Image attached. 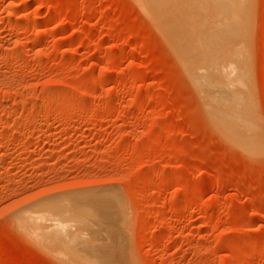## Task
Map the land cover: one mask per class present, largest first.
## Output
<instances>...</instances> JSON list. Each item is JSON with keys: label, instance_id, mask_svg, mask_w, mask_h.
Returning <instances> with one entry per match:
<instances>
[{"label": "rangeland", "instance_id": "obj_1", "mask_svg": "<svg viewBox=\"0 0 264 264\" xmlns=\"http://www.w3.org/2000/svg\"><path fill=\"white\" fill-rule=\"evenodd\" d=\"M251 1L244 73L229 76L252 101L249 153L135 0H0V264H86L60 240L76 228L111 264H264V0Z\"/></svg>", "mask_w": 264, "mask_h": 264}, {"label": "bare ground", "instance_id": "obj_2", "mask_svg": "<svg viewBox=\"0 0 264 264\" xmlns=\"http://www.w3.org/2000/svg\"><path fill=\"white\" fill-rule=\"evenodd\" d=\"M135 1L142 6L146 14L152 19V21H154V23H156V26L157 27L160 26L159 30L160 31L163 30V32L165 30V34L167 33V37L169 38L168 43L170 44L169 40H171L170 45L173 47L171 48L173 50L175 49L174 52L176 51L175 52L177 53L176 55H179L178 57L181 58L180 61L182 62L183 67H185L186 71L193 78L191 80L192 81L195 80L193 81L194 84L195 82L197 83L195 85H197V87H199L198 89L201 90L202 94L200 95L201 97L202 96L204 97V103H206V109L209 113L208 115L211 117L210 118L212 119L211 121L217 125L222 135H224V137H226L227 140H229V142L233 143L238 148H241V150L244 149L246 150V152L249 151L250 153L251 151L257 149L260 146L261 138L258 127L253 118L254 113L252 115L251 114L252 112H249L250 105L248 104H251L252 106V101L249 99L250 98L249 96H247L248 97L247 101L248 102L250 101L251 103L250 102L248 103L246 100H244L246 98L242 99L240 95H238V91L236 90L241 89L240 85L242 83L241 84L239 83L240 87L238 89H236L237 86L235 87V91L230 90L233 88V87L230 88V78L232 77L230 74L231 72L233 73L236 72L232 70L239 68L237 67L239 65H237L236 68L235 65L236 63L240 64L241 61H238V58L240 57L242 50L247 44L245 41V36L247 33L248 22L251 15L250 4L252 1L251 0H135ZM245 53H244V58L246 57ZM241 69L242 67L238 70H240L239 71L241 73L240 75H243L244 72H242ZM239 72L237 73L239 74ZM235 79L236 78H234V80ZM240 81L245 83V81H242V79ZM238 82L239 81H237V83ZM244 85L242 84V88ZM199 90L197 91L200 93ZM240 94L242 95L243 92ZM244 95L246 94H243L242 96L246 97ZM184 194H186V192L181 193L179 197H183ZM55 202H56L55 205L61 203L59 200L58 201L56 200ZM47 204L43 203V205H46V208L54 207L53 204H51L53 207L51 205L48 206ZM64 204H66V202H64ZM71 204L75 207L79 206L80 213L83 211V209H81L83 205L80 199L79 200L76 199V201H74L73 199V203L71 201ZM58 207H54L56 208V210L51 209L50 213L57 211L62 213L63 206H60L61 211H60V207L59 210L57 209ZM71 207H69V209ZM43 208H45V206ZM50 208H48V210H50ZM26 211L27 210H25V212ZM38 212L39 211L37 210H32V211L29 210V214L27 212L25 213V215L28 214L27 216H23V215L20 216V221L27 220L29 221V223H34L37 220H39L38 222H40V219L43 216L41 215L40 217L38 215ZM64 213L62 214V218L63 215H66ZM48 214L46 216H48ZM80 215H79V220H76L75 218L77 224L84 223V220L82 219L85 218H82V216L80 218ZM46 216L44 215V220H47V222L49 223L45 222L44 223L45 225L50 224L51 225L50 227H53V225L54 226L57 225L56 223H60L58 221H55L56 222L55 223L54 220H52L53 216L51 217V219H48V217L45 219ZM64 217L66 219L69 218L66 216ZM85 217L89 218L87 216ZM56 218L54 219L57 220L58 218L57 219ZM70 219L68 221L67 220L65 221L67 222L66 224L60 225L61 229H65L67 231L70 230L71 227H74L73 225L75 226L77 225L75 223V220L72 219L70 220ZM88 221H86L85 223L89 224L90 226L94 225V224H90L92 223L91 220L90 222ZM38 222L37 224H39ZM24 225L25 224H23V226ZM42 226L39 227V230L42 228ZM53 228L55 229V227ZM91 228L93 230H97L96 226H91ZM34 230H36L35 226H34ZM49 230L50 229L48 228V231ZM76 230L77 232L79 231L78 228H76ZM76 230H74V232ZM36 231L34 232L35 234ZM56 232L58 233L59 231ZM73 233L65 232V234L63 233L64 234L63 236L60 235V237H62L60 240L64 244L63 247L68 249V251H71V253L67 252L68 254L70 253L73 256L77 257L76 260L78 259V261L84 260L85 261L84 263L86 264L112 263L111 261H113L112 259H114L112 258L113 257L111 255L112 253L106 251L96 253L95 250L96 246L95 244H93L96 243V241H93L90 238L87 239L86 236H85L86 239L82 238V235L76 233L73 234ZM38 236L40 238V233L39 235L37 234V237ZM58 236L59 235L57 234L56 239H58L59 241ZM48 237L44 238L43 236L41 240L44 238L45 242L47 243L48 240L46 241V238ZM58 241L55 242L59 243ZM50 242L52 241L50 240ZM56 247L59 248V246ZM62 248H59V250L61 249L60 252L64 253L66 249L62 251L63 250Z\"/></svg>", "mask_w": 264, "mask_h": 264}]
</instances>
